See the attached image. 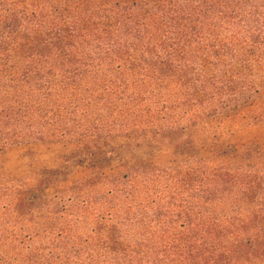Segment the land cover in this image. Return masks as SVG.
Segmentation results:
<instances>
[{
    "label": "trees",
    "instance_id": "1",
    "mask_svg": "<svg viewBox=\"0 0 264 264\" xmlns=\"http://www.w3.org/2000/svg\"><path fill=\"white\" fill-rule=\"evenodd\" d=\"M0 264H264V0H0Z\"/></svg>",
    "mask_w": 264,
    "mask_h": 264
},
{
    "label": "rangeland",
    "instance_id": "2",
    "mask_svg": "<svg viewBox=\"0 0 264 264\" xmlns=\"http://www.w3.org/2000/svg\"><path fill=\"white\" fill-rule=\"evenodd\" d=\"M22 153H17L16 152H10L8 153L6 156H5V160H6V166H8L9 169H13L15 168L16 166H19L22 164ZM9 159V160H8ZM47 164L50 162L49 160H43V161H38L36 162L37 164H44L46 163ZM24 166H25V163L23 162Z\"/></svg>",
    "mask_w": 264,
    "mask_h": 264
}]
</instances>
